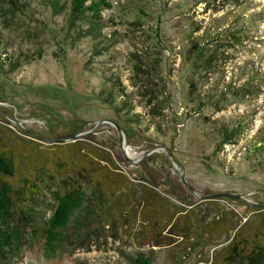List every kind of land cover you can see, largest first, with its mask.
Returning a JSON list of instances; mask_svg holds the SVG:
<instances>
[{"label": "rangeland", "instance_id": "rangeland-1", "mask_svg": "<svg viewBox=\"0 0 264 264\" xmlns=\"http://www.w3.org/2000/svg\"><path fill=\"white\" fill-rule=\"evenodd\" d=\"M112 5L94 24L69 0H0V149L101 184L53 252L16 223L0 264H226L238 235L264 239V0Z\"/></svg>", "mask_w": 264, "mask_h": 264}, {"label": "trees", "instance_id": "trees-1", "mask_svg": "<svg viewBox=\"0 0 264 264\" xmlns=\"http://www.w3.org/2000/svg\"><path fill=\"white\" fill-rule=\"evenodd\" d=\"M112 6V0H69V10L73 17H89L94 24L101 23L103 11L112 9ZM234 29L238 34H233V37H239L246 30L243 25H235ZM4 148L5 151L0 149V259L6 260L19 254V240L24 231L16 223H20L22 228L29 225L33 228V233L42 232L46 249L53 252L62 232L71 225L74 216L87 203L100 199V179L98 175H84L78 169L79 166L71 168L64 165L61 170L62 163L59 159H55L56 165L35 162L18 171L15 159H12L13 153L7 147ZM53 148L54 154L63 153L58 145ZM17 177L22 180L16 179ZM43 197L50 198L51 201L40 202ZM39 202L40 206L46 203L52 208L51 216L43 221L42 230L40 224L34 223L33 215L38 211L36 206ZM262 240L264 239L255 235L254 238L238 235L228 247L226 264H264ZM133 264H152V260L139 254L133 259Z\"/></svg>", "mask_w": 264, "mask_h": 264}, {"label": "water", "instance_id": "water-1", "mask_svg": "<svg viewBox=\"0 0 264 264\" xmlns=\"http://www.w3.org/2000/svg\"><path fill=\"white\" fill-rule=\"evenodd\" d=\"M119 133H120V144L123 146V145H126L127 142H126V139L124 137V133L122 132V129L117 127ZM156 148L154 149H151L150 151H148L144 157H146L147 155H149L151 152H153V150H155ZM169 156L171 157V159H173V155L172 153H169ZM177 165H179V167L182 169V173H181V180L184 184L187 185V187H189V189L193 192L192 188L190 187V185L188 184V182L186 181L185 177H186V172L184 170V168L182 167V165H180L179 163H177ZM214 197H227V198H231V199H236V200H239V201H243V202H246L248 203V201H246L243 197L241 196H237V195H232V194H218V195H214Z\"/></svg>", "mask_w": 264, "mask_h": 264}, {"label": "bare ground", "instance_id": "bare-ground-1", "mask_svg": "<svg viewBox=\"0 0 264 264\" xmlns=\"http://www.w3.org/2000/svg\"><path fill=\"white\" fill-rule=\"evenodd\" d=\"M132 154V153H131Z\"/></svg>", "mask_w": 264, "mask_h": 264}]
</instances>
